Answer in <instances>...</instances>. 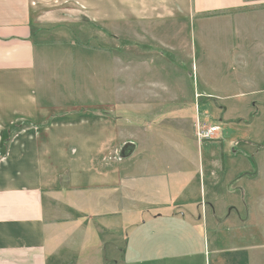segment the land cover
<instances>
[{
  "label": "crops",
  "instance_id": "obj_1",
  "mask_svg": "<svg viewBox=\"0 0 264 264\" xmlns=\"http://www.w3.org/2000/svg\"><path fill=\"white\" fill-rule=\"evenodd\" d=\"M183 51L220 120L264 112V0H0V264H252L264 148L187 134Z\"/></svg>",
  "mask_w": 264,
  "mask_h": 264
},
{
  "label": "rangeland",
  "instance_id": "obj_2",
  "mask_svg": "<svg viewBox=\"0 0 264 264\" xmlns=\"http://www.w3.org/2000/svg\"><path fill=\"white\" fill-rule=\"evenodd\" d=\"M88 33L90 34V31ZM216 53L217 52H209V57L207 60H205V62L209 66H211L213 62L217 60V57L212 56V54H216ZM167 54H169V52L162 50L163 57L167 56ZM175 54H177V52ZM200 55H201V52H198L197 57L199 60L201 58ZM162 56L156 57V59L157 60L160 59L161 62L156 64L154 68L156 71L155 74H161L160 77L162 78V80L163 81L166 80L167 85L169 86L171 85L172 87H174V78H175L174 75H177V78H181L182 76H184V79L188 87V93H191V96L193 98L192 99L193 103L188 104L187 108H189V110L193 112V114L195 113L196 122H195L194 128H193V125H190V124L187 125L186 132L188 135H190V133H192L193 131V136L195 135V139L197 137V139H199L200 141L207 142V143H210L211 145L216 146L217 151H218L219 148L221 150L222 148L221 146L224 145L223 143L224 140L228 141L230 139H234L233 137L234 135H236V132L232 130L233 126H235L236 124L242 123V125H244V127L246 128V130H243V135H245L243 136V138L250 137L252 139V140L247 139L248 141L245 140L247 142H250L254 146L252 151H257V150L264 148V112L261 111V113L258 114L259 112L254 110L255 113L250 115L249 119H245L243 117L241 118V116H231L230 115L228 116V119L226 118L224 120H220L219 117L221 116H219L217 112L213 113V110H214L213 107L214 105H217L216 103L217 101L215 99H209L211 101H208L207 99H202L203 96L201 97V95L200 96L195 95V99H194L195 88L198 90V78L196 74L197 72L195 73L196 78L193 74V63L195 62V59H193V56H191V52H186V51L179 52V57H177L178 62L173 63L174 65H176V67H174V65L171 66L170 64H166ZM147 74L153 75L154 74L153 69L151 73L147 72ZM186 101H190V99L188 98ZM208 102L211 103V106H210L211 109L210 110L208 109L207 112L205 113V111H203V105L204 103H208ZM192 106L193 108L191 109ZM256 116H257L256 119H258L256 123L248 125L250 120H254ZM199 124L204 125L205 127L218 126L219 130L216 131L210 138L204 139V138H201L198 134ZM229 124H231L232 127ZM229 127L231 130L229 129ZM239 137H241V135ZM259 143L263 145H260ZM234 144H236V142H234ZM4 149H5V146L4 145L1 146L0 153H3ZM218 153L219 151L217 152V154ZM259 158H261L260 165L263 166L264 165V153ZM263 170H264V166H263ZM260 241H264V235H262L261 240H259L257 252L255 256L252 258V264H264V242H260Z\"/></svg>",
  "mask_w": 264,
  "mask_h": 264
},
{
  "label": "built area",
  "instance_id": "obj_3",
  "mask_svg": "<svg viewBox=\"0 0 264 264\" xmlns=\"http://www.w3.org/2000/svg\"><path fill=\"white\" fill-rule=\"evenodd\" d=\"M199 108V107H198ZM198 134L201 138L207 139L210 138L216 131L219 130L218 126H209L205 127L204 125H198Z\"/></svg>",
  "mask_w": 264,
  "mask_h": 264
}]
</instances>
